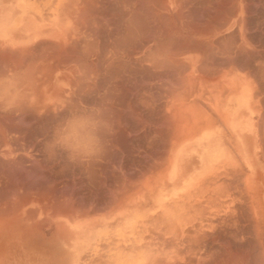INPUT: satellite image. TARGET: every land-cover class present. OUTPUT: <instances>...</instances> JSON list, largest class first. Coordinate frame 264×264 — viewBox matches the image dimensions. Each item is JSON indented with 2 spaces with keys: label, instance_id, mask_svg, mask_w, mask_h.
<instances>
[{
  "label": "crops",
  "instance_id": "obj_1",
  "mask_svg": "<svg viewBox=\"0 0 264 264\" xmlns=\"http://www.w3.org/2000/svg\"><path fill=\"white\" fill-rule=\"evenodd\" d=\"M63 1L0 0V124L9 123L10 93L25 90L17 87L38 68L49 69L39 63L57 62L59 46L68 43L58 31ZM200 11L228 14L226 37L214 40L226 45L225 54L213 53L209 65L197 54L192 79L183 77L181 65H144L131 86L129 119L107 106L98 117L87 116L86 107L67 116L73 169L66 225L49 230L50 251L30 254L32 260L85 264L88 249L76 260L75 249L111 235L124 221L152 243L169 246L177 236H245L257 220L258 252L264 253V0H215ZM136 56L180 60L171 53ZM71 104L75 110L81 103ZM88 173L89 181L76 180ZM11 236L0 230V264H12ZM24 247L19 264L27 259Z\"/></svg>",
  "mask_w": 264,
  "mask_h": 264
},
{
  "label": "rangeland",
  "instance_id": "obj_2",
  "mask_svg": "<svg viewBox=\"0 0 264 264\" xmlns=\"http://www.w3.org/2000/svg\"><path fill=\"white\" fill-rule=\"evenodd\" d=\"M175 1H63L64 13L59 14L58 31L60 40L69 39L68 43L59 46L57 62H38L48 64L49 69L38 68L35 76L27 78L25 86L17 87L24 88L23 92L10 93L11 99L5 102L8 109L4 113L9 123L0 124V230L11 231L12 264L20 263L19 250L24 251L25 244L28 254L27 259L21 260L22 264H44L41 260H32L30 254L50 251L52 238L49 230L65 228L67 184L73 169L65 134L72 127L67 124L68 115H73L78 108L83 113L86 107L87 116L98 117L100 107L107 106L123 119H129L131 86L136 72L144 65L150 64V68L153 64V68L162 64L181 65L183 77L192 79L198 65L197 54H204L209 65L213 53H226V45L214 44L218 42L214 40L226 37L228 14L200 11L211 7L215 0ZM138 53L177 54L180 60L164 62L156 57L155 61L143 62L138 60L141 58L136 56ZM46 73H52V76L44 75ZM73 100L81 103L75 110L70 105ZM75 177L76 180L89 181L92 175L88 173L82 177L78 174ZM92 179L86 181L88 189ZM88 189L87 192L90 191ZM256 208V205H251L252 214ZM249 226L245 236H217L220 242L224 240L223 244L229 241L231 249L244 251L251 247L253 251L242 253L246 257L244 261L230 258V254L236 256L234 252L227 256L220 252V255L214 251L215 244L210 252H197L196 249L202 247L197 237L192 236L170 238L175 247L158 253L156 262L167 256L172 264L177 261L196 264L200 260L199 264H264V253L258 252L259 223L251 220ZM130 228L131 221H124L111 235L127 233ZM105 237L106 234L92 238L93 244L88 248H76L75 260L87 248L85 264H105ZM199 238L206 239L204 236ZM161 245L162 240L152 248L160 250ZM176 249L188 255L184 253V256ZM181 257L184 259L180 260ZM111 258L109 264H115L117 258L112 261Z\"/></svg>",
  "mask_w": 264,
  "mask_h": 264
},
{
  "label": "bare ground",
  "instance_id": "obj_3",
  "mask_svg": "<svg viewBox=\"0 0 264 264\" xmlns=\"http://www.w3.org/2000/svg\"><path fill=\"white\" fill-rule=\"evenodd\" d=\"M175 1V0H174ZM154 2V1H153ZM177 2V0L175 1ZM174 2V3H175ZM225 2V1H224ZM158 4V3H157ZM176 5V4H175ZM174 5V6H175ZM165 6V5H164ZM177 6V5H176ZM222 7V6H221ZM220 8V7H219ZM135 9V7H134ZM178 9V8H177ZM220 10V9H219ZM224 10V9H223ZM148 13V12H147ZM154 14V12H153ZM141 15V14H139ZM156 16V15H155ZM142 18V17H141ZM142 20V19H141ZM205 32V31H204ZM179 116V115H178ZM131 186V185H130ZM127 188V187H125ZM128 189V188H127ZM131 189V188H130ZM135 189V188H134ZM116 191V190H115ZM114 192V191H113ZM121 196V195H120ZM136 198V197H135ZM108 200V199H107ZM138 200V199H137ZM49 201V200H48ZM130 201V200H129ZM194 201V200H193ZM40 202V201H39ZM59 202V201H58ZM127 203V202H126ZM137 203V202H136ZM59 206V205H57ZM128 206H130L128 204ZM127 206V207H128ZM124 207V206H123ZM122 207V208H123ZM143 207V206H142ZM107 208V207H106ZM120 209V208H119ZM116 210V209H115ZM78 211V210H77ZM125 211V210H123ZM141 211V210H140ZM67 212V211H66ZM122 212V211H120ZM133 212V210H132ZM131 212V213H132ZM64 213V212H63ZM76 213V212H75ZM79 213V211H78ZM94 213V212H93ZM114 213V212H113ZM122 214V213H121ZM122 216V215H121ZM78 217V216H77ZM120 218V217H119ZM142 218V217H141ZM128 224V223H127ZM125 226V225H124ZM127 226V225H126ZM217 226V225H216ZM132 227V226H131ZM214 228V227H213ZM212 232V231H211ZM205 233V232H204ZM234 233V232H233ZM203 234V233H202ZM207 234V232H206ZM199 235V234H198ZM204 235V234H203ZM208 235V234H207ZM216 235V234H215ZM159 236V235H158ZM157 236V237H158ZM262 236V235H261ZM116 237V238H114ZM149 237V236H148ZM160 237V236H159ZM178 237V236H177ZM176 237V238H177ZM199 237V236H198ZM196 240H199V243L201 244L202 247H207L208 249L206 250V248L204 249L205 252H210L212 251V245L215 244V250L214 251H217V253L219 252V254L221 255V253H223L224 255L226 254V256L229 254V253H237L236 256L233 254H230V258H233L235 260H238L240 262V259L241 260H246V257L244 254H242L244 251L246 252V250L244 249L241 250V249H231L230 247V243H228L229 241L225 242L226 244H223L224 240H220L218 239V237L214 236L212 240H210V242H207L209 241L208 239L206 240L205 238H199ZM208 237V236H207ZM223 237V235L221 236V238ZM184 238V237H183ZM188 238V237H187ZM196 238V237H195ZM220 238V237H219ZM96 239V238H95ZM205 239V240H204ZM183 240V239H182ZM192 240V239H190ZM226 240V239H225ZM235 240V239H234ZM94 241V239H93ZM173 241V240H172ZM172 241H170V245L169 246H165L163 245L164 243L166 242H163L162 240V249L160 250H155L154 248H152L154 244H156V242L154 244H152V240L144 237L141 233L139 232H134V231H131V228H130V231L127 232V233H121V234H117V235H108L107 237H105V241H104V248H106V255H107V260H106V263L105 264H109L110 261L109 258H111V261L115 258H117V260L115 261V264H172L171 262H169V259L167 258V256H164L163 257V260H160L159 262H156V259L158 258V253L161 254L162 253H165V252H168V251H163L164 249H170L171 250V247L175 245L172 244ZM195 241V239H194ZM181 242V241H180ZM188 242V241H187ZM195 243V242H194ZM93 244V243H92ZM167 244V243H166ZM191 244V243H190ZM198 244V242H197ZM199 244V245H200ZM233 245V244H232ZM98 246V245H97ZM195 246H196V243H195ZM264 247V246H263ZM173 248V247H172ZM179 248V247H178ZM186 248V247H185ZM193 248V247H192ZM199 248V247H198ZM87 249V248H86ZM157 249V247H156ZM195 250V249H194ZM248 250V249H247ZM79 251V250H77ZM175 251L177 252H183V250H180V249H176ZM187 252L188 249L186 250ZM198 252V250H196ZM196 252V253H197ZM204 252V251H203ZM221 252V253H220ZM186 253L185 251L182 253L184 254ZM159 254V255H160ZM240 254V255H239ZM167 255V254H166ZM186 255H188L186 253ZM180 256V255H179ZM185 256V254H184ZM192 256V255H191ZM213 256V255H212ZM232 256V257H231ZM247 256V255H246ZM87 257V255H86ZM172 257V256H171ZM189 257V256H188ZM201 257V256H199ZM198 257V258H199ZM203 257V256H202ZM211 257V256H210ZM220 257V256H219ZM167 258V260H165ZM197 258V260H198ZM209 258V257H208ZM160 259V258H159ZM162 259V258H161ZM174 259V257H173ZM184 258L181 257L180 260H183ZM194 259V258H193ZM201 259V258H200ZM203 259V258H202ZM228 259V258H227ZM97 260V259H96ZM186 260V259H185ZM214 259H212L213 261ZM216 260V259H215ZM248 260V259H247ZM162 261V262H161ZM177 261V259H176ZM175 260L173 262H176ZM191 261V260H190ZM205 261V260H204ZM207 261V260H206ZM242 261V262H243ZM184 261H177L175 264H184L183 263ZM187 263H189L188 261H186ZM199 262H202L201 260L198 261V263L196 264H199ZM246 262V261H245ZM210 263V262H209ZM229 263V261H228ZM238 263V262H237ZM195 264V263H194ZM216 264V263H215ZM244 264V262L242 263ZM247 264V263H246Z\"/></svg>",
  "mask_w": 264,
  "mask_h": 264
}]
</instances>
